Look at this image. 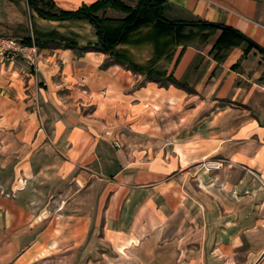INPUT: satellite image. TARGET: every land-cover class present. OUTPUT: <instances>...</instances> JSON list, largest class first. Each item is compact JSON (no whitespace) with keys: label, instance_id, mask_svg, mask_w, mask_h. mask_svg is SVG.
Here are the masks:
<instances>
[{"label":"crops","instance_id":"0c3cea01","mask_svg":"<svg viewBox=\"0 0 264 264\" xmlns=\"http://www.w3.org/2000/svg\"><path fill=\"white\" fill-rule=\"evenodd\" d=\"M161 1L105 51L0 0V264H264V0Z\"/></svg>","mask_w":264,"mask_h":264},{"label":"trees","instance_id":"16d2710c","mask_svg":"<svg viewBox=\"0 0 264 264\" xmlns=\"http://www.w3.org/2000/svg\"><path fill=\"white\" fill-rule=\"evenodd\" d=\"M29 7L35 9L42 17L55 20L83 19L89 21L97 29V34L101 42V49L108 50L126 39L131 30L137 27L143 15L149 7L155 9L160 20L163 19L161 0H137L135 7L128 6L121 0H99L90 6H82L74 11L59 10L54 0H27ZM107 7L128 13L127 17L122 20H115L101 17L97 13ZM206 26H220L210 22H195ZM187 24V23H186ZM26 45H32L31 40L23 41ZM89 48L98 49L96 46ZM263 52L264 49L259 47ZM135 68V66L131 65ZM153 76V75H150Z\"/></svg>","mask_w":264,"mask_h":264},{"label":"built area","instance_id":"2783aa9c","mask_svg":"<svg viewBox=\"0 0 264 264\" xmlns=\"http://www.w3.org/2000/svg\"><path fill=\"white\" fill-rule=\"evenodd\" d=\"M26 48V44L16 38L0 37V63L16 60L20 52L24 51ZM105 136L111 139L114 146L122 147L120 138L116 136L112 130L107 129L105 131ZM222 165L223 163L220 160L209 161L207 167L220 168Z\"/></svg>","mask_w":264,"mask_h":264}]
</instances>
